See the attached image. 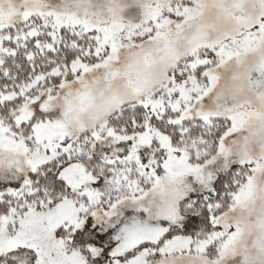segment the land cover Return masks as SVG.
<instances>
[{
	"label": "snow or ice",
	"instance_id": "obj_1",
	"mask_svg": "<svg viewBox=\"0 0 264 264\" xmlns=\"http://www.w3.org/2000/svg\"><path fill=\"white\" fill-rule=\"evenodd\" d=\"M0 264H264V0H0Z\"/></svg>",
	"mask_w": 264,
	"mask_h": 264
}]
</instances>
